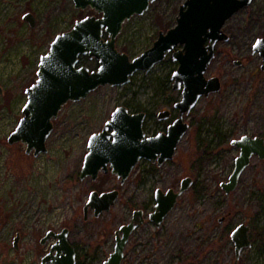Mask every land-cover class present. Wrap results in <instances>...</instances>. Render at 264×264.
I'll use <instances>...</instances> for the list:
<instances>
[{"label": "rangeland", "instance_id": "obj_1", "mask_svg": "<svg viewBox=\"0 0 264 264\" xmlns=\"http://www.w3.org/2000/svg\"><path fill=\"white\" fill-rule=\"evenodd\" d=\"M184 2L157 0L144 14L131 17L116 39L118 51L132 59L149 49L159 32L176 24ZM26 13L35 17V28L22 19ZM94 14L75 9L72 0H0V264H40L54 242L42 245L40 240L64 228L77 264H103L113 251L114 232L133 210L151 205L156 188H176L185 177L193 180L190 190L159 228L145 223L131 235L121 264H264V160L253 157L234 191L225 194L220 188L238 155L230 142L243 135L264 138V72L261 57L252 54L255 40L264 38V0H253L227 20L223 30L229 41L217 44L206 72L207 78H219L221 89L202 97L185 117L190 129L174 159L156 178L142 161L124 184L111 173L79 181L88 138L117 106L155 116L165 101L179 99V91L166 83L177 68L170 56L148 73H136L123 87H100L68 102L53 121L46 153L26 155L25 145L7 143L22 117L25 89L37 78L40 56L57 34ZM81 64L91 70L97 66L87 57ZM112 190L120 195L111 209L84 219L90 192ZM240 223L250 227L252 245L235 263L230 233ZM188 241L193 245L186 247Z\"/></svg>", "mask_w": 264, "mask_h": 264}, {"label": "water", "instance_id": "obj_2", "mask_svg": "<svg viewBox=\"0 0 264 264\" xmlns=\"http://www.w3.org/2000/svg\"><path fill=\"white\" fill-rule=\"evenodd\" d=\"M155 1L72 0L75 9H90L95 14L76 20L70 30L57 34L48 51L40 56L37 78L25 89L22 117L8 136L7 143L25 145L26 155L32 153L36 157L46 153V141L53 131V121L68 102L85 99L100 87H123L136 73H148L170 55L171 61L177 63L170 76L171 89L181 93L174 105L178 109L177 119L167 127L166 133L145 138L142 129L145 114H131L125 106H117L101 130L89 136L78 179L96 180L100 173L110 172L124 182L141 159L156 162L158 166L171 161L189 130L184 117L191 113L202 97L221 89L219 78H207L206 72L217 55V44L229 41V36L223 31L225 22L253 0H185L179 7L176 24L166 32H159L149 49L130 59L118 51L116 39L127 20L144 14ZM22 19L35 28L36 20L31 13H26ZM256 53L261 57L260 70L264 72V38L255 40L252 54ZM84 57L95 60L96 68L91 70L81 64ZM2 94L0 86V96ZM168 117V111L157 115L159 121ZM230 144L239 149V154L228 181L221 183L225 194L236 189L241 174L253 157L264 160V138L261 136L243 135ZM192 184L193 180L186 177L177 192L168 190L162 194L160 190L156 191L155 212L150 216L156 226ZM117 199V190L90 192L83 207V218L87 219L89 212H93L94 217L108 212ZM139 215L135 213L128 224L117 230L113 252L103 264H121L129 236L142 222L137 218ZM249 232V226L240 223L230 233L235 263L242 251L252 245ZM68 235L67 228L58 233H46L40 243L44 245L51 239L54 242L40 264H76V251ZM18 239V235L13 239L14 248Z\"/></svg>", "mask_w": 264, "mask_h": 264}, {"label": "flooded vegetation", "instance_id": "obj_3", "mask_svg": "<svg viewBox=\"0 0 264 264\" xmlns=\"http://www.w3.org/2000/svg\"><path fill=\"white\" fill-rule=\"evenodd\" d=\"M253 2V1H252ZM252 2L248 5V6H246V7H244V8H242L241 10H243V9H245V8H247V7H249L251 4H252ZM241 10H239V11H241ZM238 11V12H239ZM238 12H236V13H238ZM227 22V21H226ZM226 22H225V24H224V26L226 25ZM224 26H223V28H224ZM224 31V30H223ZM225 32V31H224ZM206 44H208V42L206 43ZM168 56H170V55H168ZM167 56V57H168ZM166 57V58H167ZM170 60H171V58H170ZM171 81V80H170ZM179 93H180V91H179ZM180 97H181V93H180ZM180 99V98H179ZM179 99H177V100H169V101H165L164 102V107L162 108V109H160L157 113H156V115L155 116H153L152 114H150V112L149 111H147V110H142V109H139V110H137V111H132V110H130V109H128L126 106V108L128 109V112L129 113H141V112H143L144 114H145V118H144V121H143V125H142V129H143V133H144V137L145 138H148V137H154V136H156V135H158V134H162V133H166V130H167V127L169 126V125H171L172 123H173V121L175 120V119H177V117H178V109H176L175 107H174V105H175V103L179 100ZM120 106H124V105H120ZM170 106H172V110L170 109ZM116 108V107H115ZM162 111H168L169 112V117L166 119V120H161V121H159L158 119H157V115H158V113H160V112H162ZM111 115V114H110ZM186 117V116H185ZM185 117H184V122H187L186 120H185ZM110 118V117H109ZM150 120V121H149ZM107 121V120H106ZM105 121V122H106ZM149 123V124H148ZM188 123V122H187ZM189 124V123H188ZM104 125V124H103ZM103 127V126H102ZM189 129H190V124H189ZM101 130V129H100ZM99 130V131H100ZM188 132V131H187ZM185 136V135H184ZM240 138V137H239ZM183 139V138H182ZM238 139V138H237ZM235 140V139H234ZM181 142V141H180ZM231 143V142H230ZM179 145V144H178ZM231 145V144H230ZM232 146V145H231ZM178 147V146H177ZM232 147H235V146H232ZM237 150H238V154H239V149L237 148V147H235ZM176 151H177V148H176ZM175 155H176V152H175ZM175 155H174V157H175ZM238 156V155H237ZM236 156V157H237ZM174 157H173V159H174ZM235 157V158H236ZM172 159V160H173ZM253 159V158H252ZM171 160V161H172ZM142 161H145V162H148V167L150 168V171H154V177L156 178L157 177V171L161 168V167H163L165 164H167L168 162H170V161H166L165 163H163L161 166H158L157 165V163L155 162V163H153V162H150V161H148V160H145V159H141V160H139L137 163H136V165L134 166V168L140 163V162H142ZM234 161H235V159H234ZM252 161V160H251ZM251 163V162H250ZM250 165V164H249ZM133 168V169H134ZM233 168H234V164H233ZM133 169H132V171H133ZM233 170V169H232ZM132 171L130 172V174H129V176L131 175V173H132ZM150 171H147V173L148 172H150ZM244 172V171H243ZM108 173H110V172H108ZM147 173H143V176H142V180L144 181V177H145V174L147 175ZM100 174H104V173H100ZM99 174V175H100ZM231 174V173H230ZM242 175V174H241ZM129 176L127 177V179L129 178ZM150 177H152V175L150 176ZM186 178V177H185ZM127 179L124 181V182H121V180H120V183L121 184H124L126 181H127ZM184 179V178H183ZM183 179H181V181L183 180ZM240 180V179H239ZM181 181H180V183H181ZM227 181H228V178H227ZM227 181H225V182H227ZM180 183H179V186L178 187H176V188H167V189H160V188H156L155 189V191L153 192V195H152V197H151V205H147V204H143L141 207H139V208H137V209H135V210H133V212H132V214H131V217H130V219H129V221H127L125 224H123V225H126V224H128L131 220H132V218H133V215L135 214V213H139L140 215L137 217V218H140L141 220H142V222H141V224L131 233V235L135 232V231H137L138 229H140L145 223H151V224H153L156 228H159L163 223H164V221L166 220V218L168 217V215H169V213L175 208V206H176V204H177V202H178V200H179V198L184 194H182L180 197H178V199H177V202H176V204H175V206H174V208L167 214V216L163 219V221L160 223V225L159 226H156V224L150 219V216H151V214L152 213H154L155 212V205H156V200H155V194H156V191L157 190H160L161 192H162V194H166V192L168 191V190H173V192H177L178 190H179V188H180ZM221 183H223V182H221ZM221 183H220V188H221ZM239 183V182H238ZM238 186V185H237ZM192 187V186H191ZM190 187V188H191ZM222 189V188H221ZM190 190V189H189ZM188 190V191H189ZM223 190V189H222ZM187 192V191H186ZM119 195H120V193L118 192V198H119ZM82 213H83V209H82ZM89 214H92V216H93V212H89L88 213V215ZM88 217V216H87ZM94 217V216H93ZM96 218V217H95ZM222 222V221H221ZM123 225H121V226H123ZM120 226V227H121ZM119 227V228H120ZM118 228V229H119ZM250 228V227H249ZM117 229V230H118ZM117 230L114 232V245H115V237H116V232H117ZM131 235L129 236V239H128V241H127V243L130 241V237H131ZM249 238H250V232H249ZM127 243H126V245H127ZM126 245H125V247H126ZM167 245H169V244H167ZM165 246V245H164ZM125 247H124V251H125ZM75 248V247H74ZM113 249H114V247H113ZM75 251H76V249H75ZM113 252V251H112ZM111 252V253H112ZM110 253V254H111ZM109 254V255H110ZM109 257V256H108ZM123 257H124V255H123ZM122 262V261H121ZM78 263V258H77V251H76V264ZM104 263V262H103Z\"/></svg>", "mask_w": 264, "mask_h": 264}, {"label": "bare ground", "instance_id": "obj_4", "mask_svg": "<svg viewBox=\"0 0 264 264\" xmlns=\"http://www.w3.org/2000/svg\"><path fill=\"white\" fill-rule=\"evenodd\" d=\"M189 244H190V245H193V241H192V242H191V241H190V242L188 241V242L186 243V247L189 246ZM167 248H170V247H167Z\"/></svg>", "mask_w": 264, "mask_h": 264}, {"label": "trees", "instance_id": "obj_5", "mask_svg": "<svg viewBox=\"0 0 264 264\" xmlns=\"http://www.w3.org/2000/svg\"><path fill=\"white\" fill-rule=\"evenodd\" d=\"M170 82H171V81H170V77H169V76H167V77H166V83H168V84H169Z\"/></svg>", "mask_w": 264, "mask_h": 264}]
</instances>
